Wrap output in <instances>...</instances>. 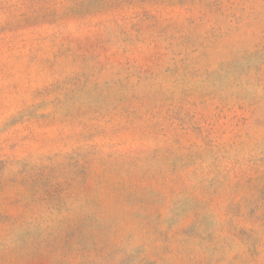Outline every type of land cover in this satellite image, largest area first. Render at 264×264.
Instances as JSON below:
<instances>
[{
	"label": "rangeland",
	"instance_id": "1",
	"mask_svg": "<svg viewBox=\"0 0 264 264\" xmlns=\"http://www.w3.org/2000/svg\"><path fill=\"white\" fill-rule=\"evenodd\" d=\"M0 264H264V0H0Z\"/></svg>",
	"mask_w": 264,
	"mask_h": 264
}]
</instances>
